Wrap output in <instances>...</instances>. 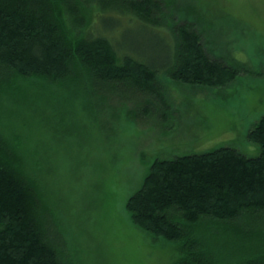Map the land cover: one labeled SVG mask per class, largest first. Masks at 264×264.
Instances as JSON below:
<instances>
[{"label":"trees","instance_id":"1","mask_svg":"<svg viewBox=\"0 0 264 264\" xmlns=\"http://www.w3.org/2000/svg\"><path fill=\"white\" fill-rule=\"evenodd\" d=\"M163 1L179 9L172 0ZM163 1L0 0V97L24 121L23 128L0 122V264H65V244L56 242L59 226L48 209L42 165L30 153L38 150L24 132L30 121L43 116L56 91L28 95L21 81L41 89L64 88L96 115L102 101L109 100L121 105L129 120L143 123L155 115L157 123L165 124L162 113L168 105L158 71L211 88L237 75L230 64L209 56L204 28L194 21L179 23L168 15V29L161 28L173 44L158 43L164 46V57H159L132 41H117L116 33L102 25L95 32L78 16L82 9L96 8L92 18L98 9L116 10L135 16L143 27L157 28L164 25L157 18ZM58 115L62 121L65 112ZM247 137L259 148L255 156L219 147L155 159L127 199L126 211L136 226L177 246L171 264H264V115L252 123Z\"/></svg>","mask_w":264,"mask_h":264},{"label":"rangeland","instance_id":"2","mask_svg":"<svg viewBox=\"0 0 264 264\" xmlns=\"http://www.w3.org/2000/svg\"><path fill=\"white\" fill-rule=\"evenodd\" d=\"M172 1L179 9L163 1L157 18L164 25L158 24L159 29L154 24L143 27L135 16L116 10L98 9L96 18V8L78 14L92 30L100 31L102 25L116 33L117 41H132L159 57H164V46L158 43L173 44L167 34L169 14L179 23L191 20L204 28L209 56L230 64L237 75L222 88H211L175 81L163 69L158 71L168 105L162 113L167 115L165 124L157 123L155 115L143 123L129 120L122 106L109 100L102 101L96 115L91 105L83 108L64 88L20 83L28 95L41 91L45 97L42 91H56L43 116L38 122L29 119L24 132L38 150L30 153L42 165L48 209L62 231L54 232L56 242L65 244V264H171L177 257L174 242L136 226L126 211L127 199L142 185L153 161L219 147H233L247 156L259 152L247 134L264 115V0ZM66 95L73 97L67 101ZM0 100L5 105L0 122L10 126L14 121L23 128V115L7 99Z\"/></svg>","mask_w":264,"mask_h":264}]
</instances>
